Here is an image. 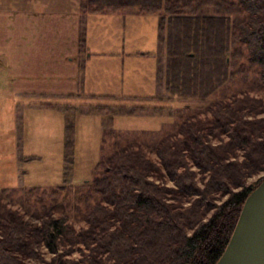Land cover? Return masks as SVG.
Masks as SVG:
<instances>
[{"label":"trees","instance_id":"16d2710c","mask_svg":"<svg viewBox=\"0 0 264 264\" xmlns=\"http://www.w3.org/2000/svg\"><path fill=\"white\" fill-rule=\"evenodd\" d=\"M81 7L84 14L138 9L159 17L169 96H214L235 78L233 66L243 55L234 50L238 41L260 68L264 89V0H83ZM229 99L212 105L208 123L193 115L158 144L145 148L130 139L108 151L103 145L99 173L80 186L81 200L73 195L87 207L80 230L53 206L33 222L0 200V264H32L42 245L57 256L52 264H77L60 259L81 249L88 250L82 264H216L246 199L264 179L246 183L264 173V105L250 96ZM70 134L65 157L73 164Z\"/></svg>","mask_w":264,"mask_h":264},{"label":"rangeland","instance_id":"374dc122","mask_svg":"<svg viewBox=\"0 0 264 264\" xmlns=\"http://www.w3.org/2000/svg\"><path fill=\"white\" fill-rule=\"evenodd\" d=\"M82 2L0 0V200L33 222L46 206H53L55 215L65 212L76 230L86 227L87 207L81 201L76 204L73 195L99 173L103 145L108 151L113 143L122 146L130 139L145 148L158 144L193 115H198L195 120L209 121L212 105L232 100L233 95L258 98L257 103L264 105L260 68L251 64L247 46L238 40L234 50L243 55L233 66L234 80L206 100H184L164 89L165 48L159 40L157 15L138 14V9L89 15L82 12ZM211 7L205 8L215 12ZM73 11L81 13L78 46L83 48L63 77L58 75L63 73L61 67L53 65L58 71H52L48 51L37 49L33 59L27 54L29 46L21 34L26 18H40L42 25L40 20L50 14ZM48 30L46 24L40 28L42 33ZM59 83L62 86L55 87ZM71 131L73 164L65 157ZM151 157L157 160L155 154ZM263 176L251 175L246 183ZM166 185L173 187L169 180ZM82 190L87 194L86 188ZM227 197L218 198L215 205ZM81 251L60 261L82 264V253L88 250ZM38 252L39 259L32 264H52L57 257L43 245Z\"/></svg>","mask_w":264,"mask_h":264},{"label":"crops","instance_id":"0c3cea01","mask_svg":"<svg viewBox=\"0 0 264 264\" xmlns=\"http://www.w3.org/2000/svg\"><path fill=\"white\" fill-rule=\"evenodd\" d=\"M107 12L112 13L110 11ZM41 15L45 17L44 13ZM39 19L40 18H26V31L21 34L23 37L21 40L27 41V45L29 46L27 54L33 59L36 58L35 52L37 49L45 53L48 51L49 55L53 58L51 60L52 71L56 74L58 71L57 67H61L63 73L59 72L58 75L65 77L68 73L69 66L75 64L74 59L81 56L80 46H78V28L79 25H81V13L73 11L71 13L58 12L57 14H50L46 19L44 18L45 20H40V22H45L43 24H46L49 28L46 33L40 31L43 24H39ZM50 46L51 49H48ZM53 65H57V67L53 69ZM63 65H65V67ZM22 70L23 72L30 73L27 68H22ZM40 70L32 73H38ZM61 86L62 83H59L55 87L60 88Z\"/></svg>","mask_w":264,"mask_h":264},{"label":"water","instance_id":"95a60500","mask_svg":"<svg viewBox=\"0 0 264 264\" xmlns=\"http://www.w3.org/2000/svg\"><path fill=\"white\" fill-rule=\"evenodd\" d=\"M216 264H264V179L246 199Z\"/></svg>","mask_w":264,"mask_h":264}]
</instances>
